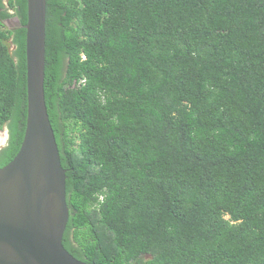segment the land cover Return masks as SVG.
<instances>
[{
	"label": "trees",
	"instance_id": "obj_1",
	"mask_svg": "<svg viewBox=\"0 0 264 264\" xmlns=\"http://www.w3.org/2000/svg\"><path fill=\"white\" fill-rule=\"evenodd\" d=\"M9 6L0 168L28 105L27 0ZM45 97L77 259L264 264V0H47Z\"/></svg>",
	"mask_w": 264,
	"mask_h": 264
},
{
	"label": "water",
	"instance_id": "obj_2",
	"mask_svg": "<svg viewBox=\"0 0 264 264\" xmlns=\"http://www.w3.org/2000/svg\"><path fill=\"white\" fill-rule=\"evenodd\" d=\"M27 7V120L20 150L0 168V264H88L63 244L70 212L45 97L47 0Z\"/></svg>",
	"mask_w": 264,
	"mask_h": 264
},
{
	"label": "flooded vegetation",
	"instance_id": "obj_3",
	"mask_svg": "<svg viewBox=\"0 0 264 264\" xmlns=\"http://www.w3.org/2000/svg\"><path fill=\"white\" fill-rule=\"evenodd\" d=\"M4 8L7 11H9L12 14V16L3 19V21H2L3 22V25L7 26L8 29H15L17 27H20L19 18L15 14V9L14 8H11L9 6V0H4V7L2 9H4ZM7 138H8V134H7ZM0 147H2V145H0Z\"/></svg>",
	"mask_w": 264,
	"mask_h": 264
},
{
	"label": "rangeland",
	"instance_id": "obj_4",
	"mask_svg": "<svg viewBox=\"0 0 264 264\" xmlns=\"http://www.w3.org/2000/svg\"><path fill=\"white\" fill-rule=\"evenodd\" d=\"M3 28H7V26H2ZM9 42V41H8ZM14 47L13 46H11V49H13ZM7 133H8V131H7V128L6 127H4V128H0V145H4L6 142H7V140H8V138H7ZM2 142V143H1Z\"/></svg>",
	"mask_w": 264,
	"mask_h": 264
}]
</instances>
